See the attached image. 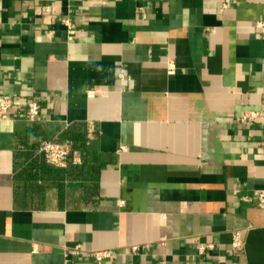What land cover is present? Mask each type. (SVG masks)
Masks as SVG:
<instances>
[{
	"label": "crops",
	"instance_id": "0c3cea01",
	"mask_svg": "<svg viewBox=\"0 0 264 264\" xmlns=\"http://www.w3.org/2000/svg\"><path fill=\"white\" fill-rule=\"evenodd\" d=\"M262 19L264 0H0V264H264V118L240 121L264 104Z\"/></svg>",
	"mask_w": 264,
	"mask_h": 264
},
{
	"label": "built area",
	"instance_id": "2783aa9c",
	"mask_svg": "<svg viewBox=\"0 0 264 264\" xmlns=\"http://www.w3.org/2000/svg\"><path fill=\"white\" fill-rule=\"evenodd\" d=\"M226 6V5H225ZM261 27L264 28V19L258 22ZM169 68L172 70V64L169 65ZM123 79H126L128 75L124 70H121L119 73ZM88 96L94 95L93 89L87 90ZM16 108V100L10 95H0V121L7 118L11 115L13 109ZM41 109V103L38 98L31 97L26 101L24 113L26 117L30 120L36 119ZM258 118H264V104L261 109L246 111L240 118V121L245 124H250L257 120ZM39 152L43 153L45 159L57 166H69L70 164L82 163L83 157L81 153L73 148V146L65 141H57L55 139H43L38 147ZM256 195L259 201V204L264 206V190L256 191ZM120 203H124V200H120ZM244 239L242 238L239 230L234 231L232 246L235 249L241 250L244 248ZM214 243L209 242H198L197 248L200 254L206 253L208 249L214 248ZM76 248H79L76 247ZM136 248V247H134ZM110 249H101L95 251L96 259L101 262L104 258L110 257L112 255Z\"/></svg>",
	"mask_w": 264,
	"mask_h": 264
}]
</instances>
